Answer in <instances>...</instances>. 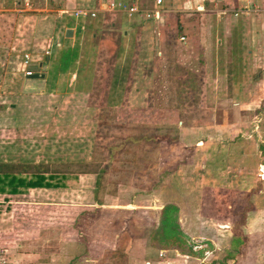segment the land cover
<instances>
[{
    "label": "rangeland",
    "instance_id": "374dc122",
    "mask_svg": "<svg viewBox=\"0 0 264 264\" xmlns=\"http://www.w3.org/2000/svg\"><path fill=\"white\" fill-rule=\"evenodd\" d=\"M14 1L0 0V8L12 9L9 5ZM154 2L139 0L138 6L154 10ZM22 15L10 10L0 12L1 46L8 47L12 41L13 24L25 22ZM102 16L104 19L87 22V29L95 25L101 34L97 40L94 31L88 29L89 33L80 37L73 46H79L84 55L66 74L55 78L60 71L55 63L62 52L47 61L50 67L55 65L47 70L49 85L45 93L49 96L30 101V107L26 103L24 107L17 106L15 112L8 111L5 121L17 118L19 122L5 125L0 119V126H7L0 127L5 128L0 131V153L4 154L0 162L12 161L18 166L23 162H82L87 170L95 172L100 167L109 168L106 162L110 145L121 143L122 137L138 133L141 128L155 129L154 134H169L177 140L160 141L158 146H132L121 160L112 159L113 170L103 174L101 180L94 173H82L77 177L70 175L64 189L31 190L19 196L0 194L2 263L159 264L158 257L168 261L167 252L158 256L152 247L156 241L151 233L166 199L175 198L180 207L179 227L184 233L179 236L184 242L180 247L185 250L189 246L192 250L190 260L175 256L176 264H264V166H259L260 141L252 135L256 125L259 134H264V74L251 76V99L234 109L238 93L227 89L229 78L209 61V77L206 82L201 77L196 95L186 90L187 98H180L185 77L173 78L167 72L171 58L168 45L159 48L162 54L158 61V46L153 43L151 29L147 36L141 25L136 28L139 21H126L129 18L117 12ZM223 21L229 22L226 18ZM170 22L172 25L164 30V40L179 31L175 19ZM132 25L133 30L127 29ZM126 30L130 33L127 38ZM203 50L206 52V48ZM4 51L2 47L0 54ZM173 51L177 55L175 48ZM199 52V45L194 42L182 55L189 56L190 61L182 60L187 66H195L197 72ZM120 73L127 80L111 89L112 78L121 77ZM236 76L242 81L240 73ZM249 103L251 109L245 106ZM236 118L241 122H236ZM231 120L237 127L225 135L230 133L232 137L239 127L245 134L251 129V140L244 146L251 150V173L247 169L236 171L237 165H247L241 159L217 165L219 155H226L231 148L221 140L231 137L216 138L214 133L213 140H206L204 145L191 141L192 128ZM160 176H164L162 188L155 191L151 186ZM174 189L175 194L169 195L168 190ZM190 197H197L198 201L193 203ZM95 208L100 210L92 212ZM84 210L91 212L83 214ZM182 216L185 219L180 222ZM256 233L260 236L251 237ZM238 238L239 250L233 244ZM201 257L204 263L199 262Z\"/></svg>",
    "mask_w": 264,
    "mask_h": 264
},
{
    "label": "crops",
    "instance_id": "0c3cea01",
    "mask_svg": "<svg viewBox=\"0 0 264 264\" xmlns=\"http://www.w3.org/2000/svg\"><path fill=\"white\" fill-rule=\"evenodd\" d=\"M22 1L23 5L21 4V0L12 2L11 5H9L12 7V9L0 8V12H6L10 10L16 14H23L22 17L25 19V22L23 23H20L19 21L16 25L13 24L14 36L13 39L11 38L12 41L8 44V47H5V44L4 46L0 45V49L2 47L5 49L4 54H0V119L3 120L1 123H6L5 125H11V123L19 122L17 118H10V121H5L9 115L8 111L12 110L15 112L17 111V106L24 107L26 106V103L28 104L27 106L30 107V101L37 100L39 98L45 99L49 96L45 93L47 85H49L47 70L51 69L47 61L51 56H53V54L55 55L57 52H62V50L68 46L75 47L73 45L76 43L78 44L80 37H85L86 33H89V30L94 31V38L98 40L97 36L101 34L100 29H98L95 25H92L89 26L88 30L86 25H88V21L92 20V22H95L98 21L99 18L104 19L102 15H106L108 12L101 11V8L107 2H122L128 6H135L138 9L145 10L144 8L138 6L139 0ZM156 1L157 0L154 2V10L146 9L145 11L151 13L158 12L159 17L157 18H148L145 15H135L134 17L130 18L122 12L117 13L122 14L123 17L129 18L126 19V21H139V24L136 26V28H139L138 26L141 25V29L144 32H146L148 29L152 30L153 43H155V46H158L156 60H160L162 52L159 51V48L162 47V45H172V51L173 48H175L177 55H175V51L170 53V55L172 54V56H170L171 61L174 60L176 64L185 67L188 71H192L194 73L196 72L195 74L198 76L200 74V78L204 76L205 82V78L209 77L208 68H211L207 65L209 61L210 63L213 62L215 66L218 65V72H221V75L229 78L228 80L230 83L227 89H230L233 93H238L237 100L235 99L236 101H233V105L235 106L234 109L242 107L245 101L251 99V76L255 75L257 72L264 74V0H162L161 4L159 5L156 3ZM81 7L98 10L99 12L96 13L95 17L89 16L85 18H77L72 15L71 12L74 9ZM227 16L229 17L227 18ZM225 18L229 21L228 23H225L224 21L222 22V19ZM172 19H175L176 29L179 31L177 34L173 35V38L171 37L168 40H164L162 38L164 30H168V28L172 25L170 22ZM133 26L134 25L127 27V29L133 30ZM69 29L73 31L71 37L66 36L67 30ZM153 30L155 32H153ZM148 31L145 33L147 36H149ZM129 35L130 33L128 30H126L124 37L127 38ZM182 37L185 38L184 41L181 40ZM194 42L198 43L200 49L197 62L198 72L194 69L196 68L195 66H187L182 60L185 59L190 61L189 56L188 58H185V56L182 55H184L186 50H190L191 43ZM97 46L98 41L95 40L93 46L95 50L97 49ZM203 48H206V52H204ZM25 54L30 56L31 69L34 71L33 74H46L45 79H30L24 74L25 68L23 67L22 63ZM83 55V53L79 52V57L77 58L76 63L80 61V57ZM98 56H96V58ZM120 56H122V53ZM96 58L95 61H97ZM162 58L164 61V56ZM192 64L195 65L194 63ZM204 64H206L205 67ZM239 73L242 81H240L236 76ZM75 77L77 78V74L74 75V78ZM205 87L206 85H204V88ZM53 93L54 91L49 94L53 95ZM61 94L63 93L61 92ZM239 94H247V96L241 98ZM18 102H21V104L18 105ZM245 106L251 109V103L247 105L245 104ZM1 110L5 111L2 113ZM249 113V120H251V112ZM235 121L239 123L241 122L237 118ZM236 122L233 120H231L230 123L219 122L211 124L207 122L202 126L194 127L192 128L191 141L194 144L200 143L201 145H204L206 140H213L212 137L214 133L216 138L231 137L230 133H227L226 135L225 133L226 131H230L231 128L235 126ZM229 124L231 125L229 126ZM13 126L17 127L16 125ZM242 126H244V124H242ZM0 127L6 128L7 126ZM236 127L237 126H235V128ZM5 128H0V131H4ZM259 129V125H256L252 135L255 139L258 138L260 143H264V134L260 135ZM217 130L219 133H217ZM252 135L251 129L249 134L248 132L245 134L239 127L235 132H232L231 139L221 140L223 143H229L231 148L228 150L229 152L226 155H219L221 159L218 160L217 165H223V163H231L233 160L235 161L237 159H241L242 161L247 162V165L240 166V164L237 162L239 165H237L238 168H236V171L241 172L244 171V169H247V172L251 173V150L250 147L246 148L244 146L245 143L248 145V141L251 140ZM16 137L20 139L19 136ZM179 142H182V140ZM260 143L258 144V148ZM240 145L243 146L240 147ZM235 148H238V150L234 151ZM3 155L4 154L0 153V159L4 157ZM234 155L237 156L233 158ZM259 156L261 158L259 166H264L263 156L260 150ZM216 157L217 155L214 154V161ZM2 161L6 162L7 160ZM10 163L17 166L19 165L12 161ZM63 163L66 162L51 161L39 164H44L46 166H58L62 165ZM24 164L33 163L23 162L21 166ZM20 168L21 170L18 171H23L22 167ZM73 172L74 171L71 169V173ZM159 181L160 180H157V182L151 186L153 189H155V191H158L162 188V185H158ZM31 190L38 189H30L29 192ZM175 191V189L168 190V193L169 195L173 196ZM189 199L192 200L193 203L198 201L197 197H190ZM178 203L179 202L175 198L166 199L165 204H163L159 211H161L166 204L176 205L180 210ZM184 219L185 218H183V216L182 218L179 217L180 222H183ZM225 226L229 227V225ZM257 236H260V234L256 233L255 235H251V237ZM216 245L219 244L215 242L214 246L217 247ZM152 247H154L155 251L159 253L158 256H162V252H167L165 257H167L168 261L158 257L157 262L159 264H165L164 261L166 264H176L178 259L177 257L186 256L189 258V260L192 258L191 255L182 254L177 249L159 248L160 246L157 244L153 245ZM169 255L174 256H172L173 258L170 259ZM198 260L200 263H204L203 258H199ZM147 263L153 264L154 262Z\"/></svg>",
    "mask_w": 264,
    "mask_h": 264
},
{
    "label": "trees",
    "instance_id": "16d2710c",
    "mask_svg": "<svg viewBox=\"0 0 264 264\" xmlns=\"http://www.w3.org/2000/svg\"><path fill=\"white\" fill-rule=\"evenodd\" d=\"M173 37L174 36H172V38ZM168 50L169 55L170 53H173L172 45L168 46ZM79 52V46H69L68 48H65V50H62L59 62L55 63L56 67L60 68V71L58 69L55 78H57L59 74H64L68 72L67 70L72 68L74 62L76 63L77 61ZM170 56H172V54ZM167 68V72L170 76H173V78H177V75L185 77L182 80V83H184V94L182 93L180 95V98L183 96V98H187L185 96L186 90V93L191 92L190 95H196V88L200 87L202 81L197 74L192 71H188L183 66L176 64L174 60L171 61V58H169ZM120 74L122 75L121 77L117 75L116 77L112 78L111 89L117 87L118 85H121L120 83H124V81L127 80V78L123 76V73ZM197 100L198 98L195 99V105L198 103ZM140 130L141 131H139L138 133H133L122 137L121 143L110 145L109 158L106 162L107 165H109V168L111 167L110 169L100 167V169H96L95 172H91L90 170L86 169V166L81 164L82 162H68L56 166V169L54 168V165L46 166L44 164L39 163L24 164L22 166H19L22 167L23 171H18L19 168H17V165L12 163L0 162V194H5L7 196H19L28 193L30 189L65 188V180L70 175H74L77 177V175L82 173H94L95 175H98L99 179L101 180L103 178V174H108V170H113L114 164L112 165V159L121 160V157L128 153L132 146H140L141 144L149 143L156 144L158 146L160 145V141L177 140L176 136L172 138L169 134H154L157 131L155 129L143 131V128H141ZM149 132H152V134L149 135ZM259 150L261 151L264 161V143H260ZM71 169L74 171L73 173H71ZM159 180L160 181L158 182V185L160 184L161 180H164V176H160ZM99 210V208H95L91 211L98 212ZM91 211L84 210L82 211V213L87 214ZM178 212L179 208L176 205L166 204L161 210V214L158 219V224L155 227L156 229L151 233V236L153 240L156 241V244L160 247H165L168 249H177L182 254L192 255V250L189 246H187L185 250L183 249V247H180V245L184 242H181V238H179V236L182 235L183 232H181L182 229L179 227ZM166 236L170 237L166 238ZM166 240H169L166 242L168 243V246H166ZM233 244L236 245L237 250H239L238 245H240V239H235Z\"/></svg>",
    "mask_w": 264,
    "mask_h": 264
},
{
    "label": "built area",
    "instance_id": "2783aa9c",
    "mask_svg": "<svg viewBox=\"0 0 264 264\" xmlns=\"http://www.w3.org/2000/svg\"><path fill=\"white\" fill-rule=\"evenodd\" d=\"M162 0H157L156 3L159 5L161 4ZM101 11L103 12H122L124 14H126L128 17H134L135 15H145L146 17L150 18V17H159V13L155 12V13H151L145 10H141L138 9L135 6H128L122 2H107L102 8ZM99 12L98 10H94V9H88L85 7H81V8H76L74 9L71 13L72 15H74L77 18H85V17H95L96 13ZM182 41L185 40L184 37L181 38ZM23 67L25 68L24 70V74L26 76H32L34 71L31 69V63H30V56L28 54H25L24 56V60L22 63ZM0 263H2L1 259H0ZM4 264V263H2Z\"/></svg>",
    "mask_w": 264,
    "mask_h": 264
},
{
    "label": "water",
    "instance_id": "95a60500",
    "mask_svg": "<svg viewBox=\"0 0 264 264\" xmlns=\"http://www.w3.org/2000/svg\"><path fill=\"white\" fill-rule=\"evenodd\" d=\"M73 34V31L71 29L67 30L66 36L67 37H71ZM46 74H39V73H35L32 76H29L28 78L30 79H36V80H42L45 79Z\"/></svg>",
    "mask_w": 264,
    "mask_h": 264
}]
</instances>
